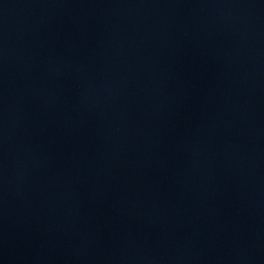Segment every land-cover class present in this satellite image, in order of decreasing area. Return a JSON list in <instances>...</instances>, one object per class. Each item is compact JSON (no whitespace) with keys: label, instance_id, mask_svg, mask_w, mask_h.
<instances>
[{"label":"water","instance_id":"water-1","mask_svg":"<svg viewBox=\"0 0 264 264\" xmlns=\"http://www.w3.org/2000/svg\"><path fill=\"white\" fill-rule=\"evenodd\" d=\"M0 264H264V0H0Z\"/></svg>","mask_w":264,"mask_h":264}]
</instances>
